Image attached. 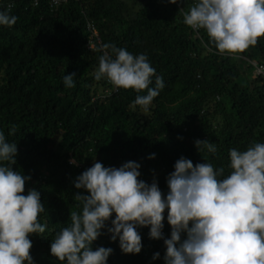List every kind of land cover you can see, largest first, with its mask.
I'll use <instances>...</instances> for the list:
<instances>
[{
	"label": "trees",
	"instance_id": "trees-1",
	"mask_svg": "<svg viewBox=\"0 0 264 264\" xmlns=\"http://www.w3.org/2000/svg\"><path fill=\"white\" fill-rule=\"evenodd\" d=\"M54 1L0 0V11L12 4L10 15L18 18L11 27L0 26V131L16 144L13 170L30 177L23 194L36 189L45 208L39 214L45 232L29 234L34 264H66L50 253V243L71 223L70 213L80 211L74 194L88 193L74 182L94 162L120 167L135 161L138 179H155L167 194V176L181 156L194 165L223 167L226 176L229 149L264 143V36L249 52L221 54L203 28L183 22L198 0ZM102 44L146 54L156 70L150 88L156 76L163 78L147 112L133 104L147 90L94 78L98 57L111 54L96 51ZM250 61L263 72L251 73ZM73 72L75 86L65 87L64 75ZM197 139L209 140L216 152H199ZM163 215L161 239L150 238L149 227H137V254L123 253L118 238L110 239L115 213L92 248L113 249L107 264H164L171 227L167 210ZM156 252L160 256L152 259Z\"/></svg>",
	"mask_w": 264,
	"mask_h": 264
},
{
	"label": "clouds",
	"instance_id": "clouds-1",
	"mask_svg": "<svg viewBox=\"0 0 264 264\" xmlns=\"http://www.w3.org/2000/svg\"><path fill=\"white\" fill-rule=\"evenodd\" d=\"M12 7L0 11V26L16 23L18 18L10 15ZM183 22L196 30L203 28L219 53H242L264 36V0H198L183 13ZM107 49L111 54L104 51L98 57L94 78H107L117 88L138 93L147 90L133 101L147 112L164 87L163 78L156 76L155 88H150L156 70L146 54L133 55L112 44H102L96 51ZM75 76L74 72L64 75L65 87L75 86ZM15 131L13 125L9 133ZM194 144L199 152L217 150L207 139ZM16 154V144L7 142L0 131V264H34L29 234L45 232L46 225L39 221L45 208L36 189L23 194L30 177L13 170ZM139 168L135 161L120 167L94 162L78 175L74 187L88 194H74L80 211H72L71 223L55 233L50 253L66 264H107L113 249L93 250L92 242L115 213L107 227L110 239L118 238L123 253L137 254L142 249L137 227L147 226L150 238L161 239L167 210L171 232L163 241L164 264H264V143H252L244 151L229 149L231 171L226 176L223 167L208 162L194 165L181 156L167 176V194L155 179L151 184L138 179ZM159 256L156 252L152 259Z\"/></svg>",
	"mask_w": 264,
	"mask_h": 264
},
{
	"label": "rangeland",
	"instance_id": "rangeland-1",
	"mask_svg": "<svg viewBox=\"0 0 264 264\" xmlns=\"http://www.w3.org/2000/svg\"><path fill=\"white\" fill-rule=\"evenodd\" d=\"M250 50H251V47H249L246 51L249 52ZM252 60H253V59H252ZM250 63H251V67H249L248 70H249V71L252 70L251 73H258V72H259V71H258L259 68H258V69L254 68V66H253V63H254V62H253V61H250Z\"/></svg>",
	"mask_w": 264,
	"mask_h": 264
},
{
	"label": "built area",
	"instance_id": "built-area-1",
	"mask_svg": "<svg viewBox=\"0 0 264 264\" xmlns=\"http://www.w3.org/2000/svg\"><path fill=\"white\" fill-rule=\"evenodd\" d=\"M53 2H55L54 0H53ZM256 69H258V73H262L263 72V66L262 65H257L256 67H255Z\"/></svg>",
	"mask_w": 264,
	"mask_h": 264
}]
</instances>
